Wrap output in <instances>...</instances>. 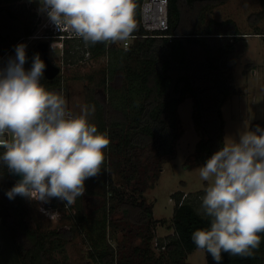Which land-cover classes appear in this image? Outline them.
Returning a JSON list of instances; mask_svg holds the SVG:
<instances>
[{
	"label": "trees",
	"instance_id": "trees-1",
	"mask_svg": "<svg viewBox=\"0 0 264 264\" xmlns=\"http://www.w3.org/2000/svg\"><path fill=\"white\" fill-rule=\"evenodd\" d=\"M215 1L169 0L168 29L152 34L141 22L142 0H136L137 29L127 51L123 44L64 40L66 63H75L87 52L90 58L107 56L109 60L97 83L107 97L100 100L94 94L91 98L98 130L107 132L110 144L105 169L102 166L99 175L85 181V193L95 197L100 216L92 218L85 211L83 195L67 206L66 201L52 198L45 206L69 210L70 226H44L33 213L31 201L19 195L7 197V190L17 181L0 165V231L5 234L0 232V239L12 246L19 264H69L66 245L83 232L90 246L87 264H189L188 255L197 249L192 232L210 226V220L198 214L200 199L195 201L180 190L173 192L174 211L167 222L154 218V201L145 192L154 187L165 162L177 153L183 132L179 106L188 97L200 133L190 166L204 164L225 141L223 104L236 91L234 66L248 41L235 19L211 15ZM263 13L252 18L257 20ZM37 21L36 11L20 0H0V58L15 57V46L28 42L38 28ZM250 22L254 23L251 18ZM38 42L26 47V70L36 53L42 59ZM41 83L63 95L60 73L53 79L43 74ZM257 125L264 127V118L252 121L249 128ZM3 151L0 147V154ZM118 175L121 180L115 181ZM158 223H167L174 232L157 237ZM119 231L122 237L113 244L111 239L116 240ZM260 235L254 256L223 253L220 264H264V233ZM207 260L216 264L210 254Z\"/></svg>",
	"mask_w": 264,
	"mask_h": 264
},
{
	"label": "clouds",
	"instance_id": "clouds-1",
	"mask_svg": "<svg viewBox=\"0 0 264 264\" xmlns=\"http://www.w3.org/2000/svg\"><path fill=\"white\" fill-rule=\"evenodd\" d=\"M38 3V13L86 45L117 43L127 51L135 38L136 0ZM26 59V45L20 42L15 57L0 66V165L21 177L6 195L45 203L58 198L71 205L84 194L85 181L99 175L110 139L89 121L94 107L83 105L73 114L63 95L41 83L45 64L39 53L28 70ZM198 173L208 182L198 214L210 226L192 232L195 246L216 264L223 253L254 256L264 233V127L225 140Z\"/></svg>",
	"mask_w": 264,
	"mask_h": 264
},
{
	"label": "rangeland",
	"instance_id": "rangeland-1",
	"mask_svg": "<svg viewBox=\"0 0 264 264\" xmlns=\"http://www.w3.org/2000/svg\"><path fill=\"white\" fill-rule=\"evenodd\" d=\"M31 11L37 13V26H41L45 15L38 13V0H20ZM211 15L217 19L233 18L239 24L241 31L247 38L246 49L239 54L234 66V78L236 91L223 104V115L226 121L225 140L238 139V134L249 128L252 121L264 118V33H254L256 30L264 32V13L259 19L252 18L258 12H264L263 0H216ZM39 16V17H38ZM251 20L254 23L250 22ZM256 22V23H255ZM36 44V39L26 42V47ZM63 46L56 41L49 42V58L57 66L61 67L63 80V96L67 101L68 109L73 114H79L83 105L94 107V112L89 116V121L95 123V105L92 95H97L100 100L106 99V91L98 81L102 76L109 60L107 56L90 58L87 55L78 59L75 63H66L63 60ZM182 119L183 132L177 143V153L165 162L163 170L154 187H149L145 194L149 200L154 201L153 215L155 219H166L169 222L173 216L175 200L172 193L183 191L195 201L203 197L199 194L207 186V181L199 177L198 169L203 164L191 165L197 141L200 133L192 118V100L187 98L179 106ZM107 149V148H106ZM105 149V156H106ZM105 169V165L103 166ZM121 177L115 176V181ZM85 211L92 218L100 216L99 205L95 203V197L90 193L83 194ZM197 200L199 205L201 202ZM30 201V200H29ZM33 213L44 226L50 228L67 229L70 220L66 214L70 212L66 208L56 209L45 206V202L31 201ZM48 214H46L45 211ZM74 212V211H73ZM1 232V231H0ZM173 229H168L167 223L157 225L155 234L167 236L172 234ZM3 233V232H1ZM3 235H5L3 233ZM122 237V232L116 234V240L111 239L113 244ZM85 232L78 234L66 245L67 262L69 264H87L89 244L85 241ZM156 251L159 250L156 248ZM3 253L0 264H19L15 258V251L6 240L0 239V253ZM9 260V261H8ZM189 264H208L207 253L204 250L195 249L187 258Z\"/></svg>",
	"mask_w": 264,
	"mask_h": 264
},
{
	"label": "built area",
	"instance_id": "built-area-1",
	"mask_svg": "<svg viewBox=\"0 0 264 264\" xmlns=\"http://www.w3.org/2000/svg\"><path fill=\"white\" fill-rule=\"evenodd\" d=\"M168 2L169 0H142L141 4V22L148 32L152 34L163 32L168 29ZM38 28L30 35L29 40L39 39L40 41H56L64 46L65 39H79L71 35L68 31L59 30L52 25L48 18H42V22ZM55 39H59L58 41ZM89 57V52L85 53ZM1 66L6 64L5 56L0 58ZM8 138V137H6Z\"/></svg>",
	"mask_w": 264,
	"mask_h": 264
},
{
	"label": "water",
	"instance_id": "water-1",
	"mask_svg": "<svg viewBox=\"0 0 264 264\" xmlns=\"http://www.w3.org/2000/svg\"><path fill=\"white\" fill-rule=\"evenodd\" d=\"M37 47L42 53V60L44 61L45 64V69H44V74L47 78L53 79L56 77L60 71L61 67L55 65L49 58V43L47 41H40L37 44ZM9 175L11 178H13L15 181H19L21 177L19 175H15L11 172H9Z\"/></svg>",
	"mask_w": 264,
	"mask_h": 264
}]
</instances>
